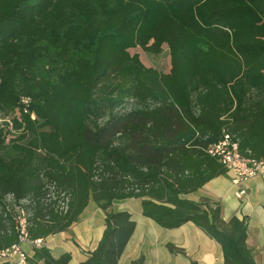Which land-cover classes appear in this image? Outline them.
Returning <instances> with one entry per match:
<instances>
[{"label": "trees", "instance_id": "trees-1", "mask_svg": "<svg viewBox=\"0 0 264 264\" xmlns=\"http://www.w3.org/2000/svg\"><path fill=\"white\" fill-rule=\"evenodd\" d=\"M163 45L167 73L130 53ZM0 120V251L17 242L5 196L36 200L54 182L69 210L45 219L36 209L27 236L64 232L94 203L104 231L81 264L118 263L135 224L111 207L127 199L162 229L193 224L224 264H255L243 221L183 197L226 174L205 152L222 131L264 159V0H0ZM32 252L27 264L71 258Z\"/></svg>", "mask_w": 264, "mask_h": 264}, {"label": "crops", "instance_id": "crops-1", "mask_svg": "<svg viewBox=\"0 0 264 264\" xmlns=\"http://www.w3.org/2000/svg\"><path fill=\"white\" fill-rule=\"evenodd\" d=\"M245 193L239 195V191ZM200 203L208 200L221 208L225 222L235 218L247 226L246 246L255 264H264V178L254 177L240 185L231 183L229 174L214 178L195 193L183 197ZM112 211H126L134 222V231L117 264H132L143 258V264H224L220 246L191 223L165 230L141 214V199H127L112 203ZM104 231V216L90 202L64 232L42 239L40 247L47 248L52 257L70 254L68 264H81L97 247ZM168 246L176 251H171ZM22 250L28 257L33 248L27 244ZM0 264H5L0 261Z\"/></svg>", "mask_w": 264, "mask_h": 264}, {"label": "built area", "instance_id": "built-area-1", "mask_svg": "<svg viewBox=\"0 0 264 264\" xmlns=\"http://www.w3.org/2000/svg\"><path fill=\"white\" fill-rule=\"evenodd\" d=\"M20 103L26 111L29 100L22 98ZM31 118L33 119V116ZM205 152L224 167L234 185H240L254 177L264 178V159L255 160L242 155L236 142L224 131H222L221 138L216 143L210 144ZM244 193L243 190L239 191V195ZM69 203V194L54 182H47L44 186L43 195L36 200L32 198L16 200L12 194L6 195L4 198L5 214L3 216L6 218L8 215L13 230L17 234V242L0 251V261L5 264H27L28 256L22 250V245L27 244L32 248H39L42 241H30L27 236V230L35 210L42 211L45 219L50 212L62 216L68 212Z\"/></svg>", "mask_w": 264, "mask_h": 264}, {"label": "rangeland", "instance_id": "rangeland-1", "mask_svg": "<svg viewBox=\"0 0 264 264\" xmlns=\"http://www.w3.org/2000/svg\"><path fill=\"white\" fill-rule=\"evenodd\" d=\"M147 43V45H149ZM131 54H137L139 60L145 67L156 69L159 72L167 73L169 70V55L165 45L161 47V53L149 54L142 51L140 48L130 50ZM48 68L47 61L43 57H35L33 60V71L38 76H44V70ZM1 122V121H0Z\"/></svg>", "mask_w": 264, "mask_h": 264}]
</instances>
